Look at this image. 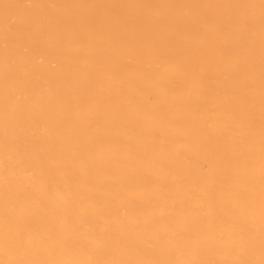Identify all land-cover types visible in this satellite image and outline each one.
Masks as SVG:
<instances>
[{
	"label": "bare ground",
	"instance_id": "bare-ground-1",
	"mask_svg": "<svg viewBox=\"0 0 264 264\" xmlns=\"http://www.w3.org/2000/svg\"><path fill=\"white\" fill-rule=\"evenodd\" d=\"M0 264H264V0H0Z\"/></svg>",
	"mask_w": 264,
	"mask_h": 264
}]
</instances>
